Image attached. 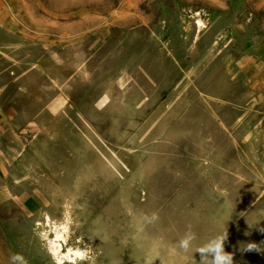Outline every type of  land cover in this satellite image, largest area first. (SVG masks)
<instances>
[{"label":"rangeland","instance_id":"rangeland-1","mask_svg":"<svg viewBox=\"0 0 264 264\" xmlns=\"http://www.w3.org/2000/svg\"><path fill=\"white\" fill-rule=\"evenodd\" d=\"M0 11V264H198L225 229L264 264V0Z\"/></svg>","mask_w":264,"mask_h":264},{"label":"clouds","instance_id":"clouds-1","mask_svg":"<svg viewBox=\"0 0 264 264\" xmlns=\"http://www.w3.org/2000/svg\"><path fill=\"white\" fill-rule=\"evenodd\" d=\"M158 220V215L153 213L150 217V222ZM249 228H256L260 232L264 233V226L257 224L256 226H250ZM247 234V233H246ZM228 239L227 229L217 232L203 243L195 246L194 253L200 254V260L198 264H237L234 259V252L225 250V242ZM197 240V233L188 226L179 239L177 247L183 252L187 253L193 250L194 242ZM240 251L244 252H255L264 255V241L247 242L240 246ZM87 253H82L80 259L84 260L87 258ZM10 264H26L24 258L20 254H14L10 257ZM146 264H153V260H146Z\"/></svg>","mask_w":264,"mask_h":264},{"label":"crops","instance_id":"crops-1","mask_svg":"<svg viewBox=\"0 0 264 264\" xmlns=\"http://www.w3.org/2000/svg\"><path fill=\"white\" fill-rule=\"evenodd\" d=\"M1 13V11H0ZM1 15V14H0ZM0 18H2V16H0ZM6 29V28H5ZM7 45H5L1 40H0V59H2V56H5L7 59H10V65L11 68L16 67V63H13L11 58V52L4 50V48H6ZM2 69V68H1ZM0 78L3 79H9L10 83L13 84L14 82V87H17V81H18V77L16 75L11 74L10 71H7L6 73L0 72ZM4 91V89H0V96L2 95V92ZM8 109H12V106L10 105V107ZM7 108H5V110L3 111V113H6V111L8 110Z\"/></svg>","mask_w":264,"mask_h":264},{"label":"bare ground","instance_id":"bare-ground-1","mask_svg":"<svg viewBox=\"0 0 264 264\" xmlns=\"http://www.w3.org/2000/svg\"><path fill=\"white\" fill-rule=\"evenodd\" d=\"M101 103L103 104V103H104V100H103V101H101Z\"/></svg>","mask_w":264,"mask_h":264}]
</instances>
